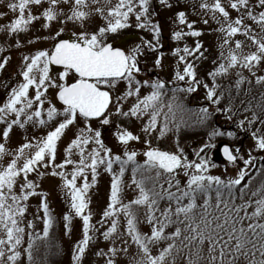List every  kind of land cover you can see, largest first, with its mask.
Here are the masks:
<instances>
[{
    "label": "snow or ice",
    "instance_id": "6c2138e0",
    "mask_svg": "<svg viewBox=\"0 0 264 264\" xmlns=\"http://www.w3.org/2000/svg\"><path fill=\"white\" fill-rule=\"evenodd\" d=\"M158 3L166 8L174 6L171 0H158ZM176 3L178 6L179 0ZM33 7L38 11L34 13ZM192 7L195 9L196 5ZM198 7L207 17L203 24L207 25L210 18L219 25L217 30L221 33L224 50L219 62L213 61L215 66L207 73L210 82H205L198 78L195 64L197 58L204 57L202 43L197 40L193 48L187 44L176 47L174 54L184 67H177L175 80L186 81L187 87L173 88L169 97L164 80L139 78L146 72L141 57L163 47L160 43L162 29L151 11L152 0H117L115 4L112 0H0L3 9L0 18L6 17L8 12L16 14L7 24L0 25V32L6 38H14L9 48L22 47L21 34L29 32L31 25L41 20V28L47 30V34L29 38L26 43L50 41V47L23 55L18 71L21 79L10 88L5 84L6 96L0 102V264H23L21 258L25 254L34 264L35 245L31 236L27 249L22 247L25 227H35L31 222L22 226L26 221L27 201L32 196L41 197L43 238L49 237L54 217L47 193L38 191L40 186L29 178L33 173L37 177L49 174L44 171L47 169H52V176L60 177L68 200L69 211L63 215L65 234H71L74 217L82 222V238L73 250L74 264H82L90 244L99 237L111 242L106 251L100 249L95 253L104 258L106 264H118L122 254L130 257L126 264H176V257L181 254L186 264H240L241 260L247 264H264V183L254 191L249 188L251 178L242 184L256 167L257 160L264 162V155H253L254 151L264 153V97L256 105L251 101L240 102L248 114L239 120V126L258 125L251 132L254 144L247 156L239 147L222 144L225 160L238 166L234 178L222 179L209 174L217 165L208 154L217 147L216 138L234 137L233 131L214 128L208 133V142L193 149V159H189L178 141L176 151H169L153 147L152 140L147 138L157 131L160 137L173 129L178 131L182 125H188V116L198 124H206L212 115L209 106H215L216 113H227L231 120L230 89L234 87L239 91L245 83L243 70H247L256 84H264V75H257L264 65V35L253 27L258 26L264 33V0H213L212 3L201 0ZM232 11L237 14L235 18ZM96 16L103 23L92 28ZM132 17L135 28L150 32L152 38L141 37L139 43L125 50L115 46L112 38L133 27ZM175 22L178 28L172 33V39L176 42L186 36L203 35V31L195 27L197 21L189 20L186 10L176 11ZM54 24L57 27L54 28ZM237 35H243L255 50L245 53L244 43L234 39ZM7 50L0 47V52ZM162 59V54L156 56V67L161 66ZM10 60L9 55L0 56V72L6 70ZM54 67L59 69L55 75ZM232 72L239 77L234 85L218 83V79ZM70 74L72 82H69ZM247 82L252 83L251 79ZM121 83L125 85L122 91L118 87ZM143 88L149 90L147 94H141ZM200 88L205 90L209 106L193 112L185 107L178 93L191 94ZM225 93H228L229 103L221 107ZM130 98L133 102L126 108ZM113 117L117 120L113 135L122 146V155L114 153L102 136V127L112 124ZM132 119L144 120L140 129L147 146L143 165L137 163L138 152L134 147L141 141L140 133L121 122ZM93 120L99 121V127L92 126ZM78 124L82 126L68 139L63 148L64 157L57 163L64 138ZM28 127L44 131L25 135L22 142L12 147L14 129ZM74 155L78 158L73 159ZM114 164L119 165L117 171H113ZM69 166H72L70 171ZM101 166L112 176L110 195L100 219L93 223L89 192L97 183ZM129 166L132 179L125 185L123 178ZM257 171L264 172V163ZM181 174L187 177L183 186L178 178ZM162 176L164 183L160 182ZM125 187H134L136 191L135 198L127 202L123 200ZM213 189L214 205L209 195ZM234 189L243 203H233ZM246 190L248 199H244ZM199 195L208 196L203 205L197 203ZM162 202H166V206L162 207ZM210 208H215L219 215ZM140 209L150 232L140 230ZM121 216L125 221L123 229ZM170 226H175L174 230L166 231ZM161 242L166 246L160 247L154 255L153 248ZM130 244L135 245V253H130Z\"/></svg>",
    "mask_w": 264,
    "mask_h": 264
},
{
    "label": "rangeland",
    "instance_id": "374dc122",
    "mask_svg": "<svg viewBox=\"0 0 264 264\" xmlns=\"http://www.w3.org/2000/svg\"><path fill=\"white\" fill-rule=\"evenodd\" d=\"M117 0H112V4H115ZM173 3L172 8H166L158 3V0H152V9L151 11L154 13L153 19L154 21L158 22L162 28L164 36L167 38L168 42L170 43V51L168 53H164L163 59L161 62L160 67H156L154 64V61L156 59V56L159 55V53L153 55V56H147L148 53L146 52L145 55L141 57V64L144 69H146L145 73H142L139 77L140 79H157V78H149V75L153 76H160L162 80H164L169 85H183L187 86L186 81H176L175 80V71L177 70V67L182 69L184 65L179 62L178 57L174 54V49L176 47H183L185 44H187L190 48H193L195 46V42L198 40L202 43L203 48L201 51L204 52L203 58H197L195 60L196 69H197V75L198 78L201 80H204L205 82H210V78L207 76V73L211 71L214 68L213 61L219 62L220 59V53L224 49L221 48V33L217 30L219 25H217L213 20L209 18V23L207 25L203 24V19L207 18L203 14V12L199 9L198 5L201 2V0H179V4L177 6L176 0H171ZM208 3H212L213 0H207ZM193 5H196V8L193 9ZM186 10L189 13V20H196L197 24L195 25L196 28L201 29L203 31V35L200 37H192V36H186L181 41L176 42L172 39V33L177 30L178 25L175 22V13L177 10ZM0 10H3L0 8ZM38 10L33 7V12H37ZM16 14L8 12V15L6 17L0 18V25H5L8 23V20L10 18H13ZM231 15L233 18L237 15L235 11L231 12ZM132 23L133 27L129 29L122 30L119 34L114 35L112 38V42L114 45L116 44H124L126 43L125 50L133 47L135 44L139 43L141 40V37L144 39H151L152 35L150 32L145 31L143 29H136L135 28V18L132 17ZM246 23H251V21H245ZM43 21H36L31 25V30L27 33H22L20 36L22 47L15 48L11 47L9 48V45L12 44V41L14 38H6V35L3 32H0V47H3L5 49H8L6 52H0V56L3 55H9L11 57V60L9 62V65L6 66V70L3 72H0V102H2L6 96L7 89L5 88V84L8 88H10L12 85L17 83L21 78L18 75V71L21 65L22 57L25 54H28L30 52H34L37 49L44 48V47H50V41L44 42V41H36L33 44H27L26 41L29 38H33L34 36H42L47 34V30H44L41 28V24ZM103 21L98 17L93 18V22L91 27L95 28L97 25L102 24ZM53 27H57V25H53ZM180 28H183V26H179ZM255 31L258 34L264 35V33L260 32V29L258 26L253 25ZM187 31V29H184ZM234 39H239L244 43V52L247 53L249 51H254L255 47L251 45L250 41H247L246 38L243 35H237ZM160 43L163 45L160 35ZM165 45V43H164ZM160 49V48H159ZM191 60L192 58L189 57ZM261 69L257 71V75H264V65H261ZM56 71L53 70V75H55ZM242 75L246 77L247 79H251L252 83L249 84L247 82V79L245 83H243L240 86L239 91H237L234 87L230 89L231 92V104L233 107L232 112V119L228 120V114L222 113L221 119L234 124L238 127L239 132L248 134V139L244 138L243 136V143L244 144L241 147L242 154L247 156V151L249 148L253 147L254 141L251 136V132L255 129V127H258V125L253 127L245 126V128H241L239 126V120L242 119L245 115L248 113H245L243 111V108L241 106V100L244 101H251L253 105L259 104L261 102V98L264 97V84H256L255 79L250 76V74L247 72V70L242 71ZM239 77L236 75L235 72H232L227 77H223L218 79V83L222 85H229L235 84L236 79ZM69 82H72V76L70 74ZM119 89L122 91L125 87L123 83H121L119 86ZM51 91V90H50ZM149 90L146 88L141 89V94H147ZM168 96L170 97L172 95V92H167ZM194 93V92H193ZM189 93H178L180 98L182 99L183 104L186 108L192 109L193 112H195L200 107H204L202 105L208 104L206 106H209V102L205 98V90L203 88H200L198 91H196V94L193 96V101L190 103V98L192 94ZM133 102V99L130 98L129 101L126 103L125 107L127 108L131 103ZM229 103V96L228 93H225V98L221 101V107L227 106ZM57 106L60 105L57 103ZM197 106V107H195ZM211 107V106H210ZM213 108L215 106H212ZM239 109V110H238ZM189 120V123L187 126H181L180 129L177 131L175 129L168 131L163 137L159 136V132H153L151 137H147L148 139L152 140L153 147H159L162 150H169V151H176V145L177 141L179 142V145L184 148L185 152L188 154L189 159H193V149H198L199 146L203 143L208 142V133H210L216 126L214 125V117L211 115L210 119L206 124H198L196 123L195 119L192 116L186 117ZM147 117L144 118L146 120ZM144 120H128V121H122L123 123H126V125L135 133H140V129L143 126ZM117 120L115 117H113V123L110 125H105L102 127V136L104 139V142L107 146L111 147L113 149L114 153H119L122 155V146L118 143L117 139L113 135L115 132V124ZM93 127H99V121L94 120L91 121ZM82 125H77L76 127L72 128V131H69L64 138V143L61 144L60 149L58 151L57 156V163H59L63 157V148L66 146V143L68 142V139L73 137V133L78 130V127ZM43 129H33L31 127H28L27 129H14V134L12 135V139L10 142V145L12 147L17 146L20 142H22L23 136H31L34 134H42ZM141 135V141L139 143H135L134 147L138 152L137 156V163L143 165L145 157L143 155V152L146 150L147 146L143 143L144 139L146 138L143 133H140ZM241 137V136H240ZM238 137V138H240ZM247 140V141H246ZM239 143V140H234V137H227L222 136L218 137L215 140V143L218 147L220 143H228L232 147H237L236 143ZM216 147V148H217ZM216 148L209 150L208 154L209 156L212 155V152L216 150ZM260 154L258 151H254L253 155L257 156ZM77 156H73V159H77ZM7 159V158H6ZM214 163V162H213ZM217 167L211 168L209 174L211 175H219L222 179L227 178H234L237 174V165H232L229 163H223V164H217ZM72 166H69L68 170H71ZM119 168L118 164L113 165V171H117ZM260 166H257L255 170L250 172V176H246L245 180L242 181V184L248 183L249 179L251 178V184L249 185L250 190H256L261 183H264V172H259L257 169H259ZM225 169H227L225 171ZM46 171L47 175H44L43 177H37L35 173L30 175V179L35 180V182L40 186L38 191H43L47 193L48 203L50 206V209L52 210V214L54 217L53 225L51 229L49 230V237L43 238V221L40 219L42 216V211L39 209L41 197L39 195L32 196L27 201L28 204V211L26 213V221L25 224L22 226H25L27 222H31L34 224V228H28L25 227V243L23 244V248L27 249V242L29 241V236L32 237V242L35 245L34 248V264H74L73 261V250L76 242L82 238V231H81V220L78 217H74L72 221V232L71 234L66 235L65 229H64V221H63V215L69 211V204L67 197L65 196V192L62 188V182L60 177L58 176H52L50 173L52 169L44 170ZM99 175L97 177V183L96 185L90 190L89 196L91 198V209L93 212V223H96L100 219L102 211L106 208L109 195H110V185H111V179L112 176L110 173L104 170L103 166L99 168ZM181 180V186H183L186 183L187 177H185L183 174H181L178 177ZM124 183L125 185H129L131 183L132 179V173H131V166L128 167V170L124 174ZM165 177L162 176L160 178V182L164 183ZM89 180H91V174L89 173ZM166 187V185H165ZM18 190V189H17ZM234 195L236 196V199L233 201V203L240 204L243 203V200L240 198L239 192L234 189L233 190ZM136 195V191L134 187L128 188L125 187L124 194H123V200L127 202L130 199H134ZM212 199L210 201L211 204H215V190L209 194ZM208 196L206 195H199L197 198L198 205H203L204 200L207 199ZM227 198V197H225ZM248 190H246V194L244 196V199H248ZM187 203V200L184 201ZM161 206H166V202H162ZM175 205H173L174 207ZM222 207V205H221ZM211 212H214L216 215H219V212L215 210V208H210ZM251 210H249L250 212ZM197 212L199 213V209H197ZM139 215L141 217V224L139 225L140 230L142 232H150V226L143 222V209L139 210ZM125 224L123 216H121V229H123ZM107 227V225H105ZM175 226H170L169 229L166 231H172L174 230ZM182 227V226H181ZM103 230V229H102ZM37 237H40L37 239ZM111 246L110 241H104L102 237H99L97 240L93 241L90 246L89 250L86 252L85 257L83 258L82 264H106V261L104 258L97 257L95 255L96 251L100 249H104L105 251L107 248ZM119 242L117 241V247H119ZM166 246L165 242H161L160 245L153 248V254H158L160 247ZM130 253H135L137 251L135 245L130 244L129 245ZM205 255L207 253L205 252ZM23 264H31V262L28 261L27 255L22 256ZM130 259L129 256L121 255L118 257V264H126V261ZM257 259H259V256H257ZM176 264H186V260L184 258V255L181 254L176 257ZM240 264H247L246 261L241 260Z\"/></svg>",
    "mask_w": 264,
    "mask_h": 264
},
{
    "label": "flooded vegetation",
    "instance_id": "af4514ba",
    "mask_svg": "<svg viewBox=\"0 0 264 264\" xmlns=\"http://www.w3.org/2000/svg\"><path fill=\"white\" fill-rule=\"evenodd\" d=\"M115 46H120V47H126V43H124L123 45L122 44H116ZM167 45L165 44L164 45V43H163V47L162 48H160V49H158L157 50V52H154V53H152V54H148L147 56H153V55H155V54H157V53H159V54H162L161 52H163V50L165 49V47H166ZM147 76H149V78H159V79H161V77L160 76H158V77H156V76H153V75H147ZM153 80V79H152ZM162 80V79H161ZM176 87H183V85H178V86H174V85H169V84H167L166 83V90H167V92H172V89L173 88H176ZM184 87H187V86H184ZM196 94V92H194L193 94H192V96H191V98H190V103L193 101V96ZM206 105H208V104H204V105H202V106H206ZM195 107H197V106H195ZM209 110H210V112H212V115H213V117H214V121H213V123H214V125L216 126V128H220L222 131H230V123H228V122H226V121H224V120H222L221 119V117H222V113H216L215 111H214V108L211 106H209ZM245 138V137H244ZM234 140L236 141V140H239V143L237 142L236 143V145H237V147H239L240 149H241V147L244 145V144H242L243 143V136H241L240 138H238V137H235L234 136ZM247 141V140H246ZM260 155H257V157H259ZM216 157V156H215ZM214 157V158H215ZM216 158H218L219 159V157H216ZM261 163H264V162H262V161H260L259 159L257 160V162H256V167L255 168H257V166H260L261 165ZM255 168H253V169H251L250 170V172H252L253 170H255Z\"/></svg>",
    "mask_w": 264,
    "mask_h": 264
},
{
    "label": "water",
    "instance_id": "95a60500",
    "mask_svg": "<svg viewBox=\"0 0 264 264\" xmlns=\"http://www.w3.org/2000/svg\"><path fill=\"white\" fill-rule=\"evenodd\" d=\"M231 129H233L234 132H235V134H237V127H235V128L232 127ZM215 156H216V157H219V159L216 158ZM214 157H215V158H214ZM214 157L212 156V157H211V160L214 161V162L217 163V164L228 163V162L225 160V158L223 157V153H222V144H220V145L218 146L217 150L214 152Z\"/></svg>",
    "mask_w": 264,
    "mask_h": 264
},
{
    "label": "trees",
    "instance_id": "16d2710c",
    "mask_svg": "<svg viewBox=\"0 0 264 264\" xmlns=\"http://www.w3.org/2000/svg\"><path fill=\"white\" fill-rule=\"evenodd\" d=\"M264 155V154H263Z\"/></svg>",
    "mask_w": 264,
    "mask_h": 264
}]
</instances>
